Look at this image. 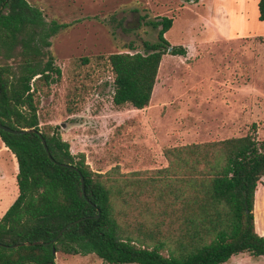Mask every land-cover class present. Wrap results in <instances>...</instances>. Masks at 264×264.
<instances>
[{"label": "trees", "instance_id": "1", "mask_svg": "<svg viewBox=\"0 0 264 264\" xmlns=\"http://www.w3.org/2000/svg\"><path fill=\"white\" fill-rule=\"evenodd\" d=\"M258 11L264 22V0ZM173 23L169 17L147 21L158 30L156 42L145 41L143 53L131 45L109 56L117 107L148 108L163 57L187 54L166 39ZM66 27L49 23L28 0H0V124L29 130L17 135L0 129L19 170V196L0 220V264H57L53 249L94 254L106 264H225L245 253L264 258L254 215L264 140L248 134L170 147L165 168L101 174L84 153L71 152L59 127L42 129L38 93L62 78L50 48ZM38 132L56 162L77 170L52 162ZM83 218L55 244H37Z\"/></svg>", "mask_w": 264, "mask_h": 264}, {"label": "rangeland", "instance_id": "2", "mask_svg": "<svg viewBox=\"0 0 264 264\" xmlns=\"http://www.w3.org/2000/svg\"><path fill=\"white\" fill-rule=\"evenodd\" d=\"M259 1L241 7L225 0H28L49 23L67 25L50 48L62 78L38 93L42 129L59 127L71 152L84 153L101 174L113 168L124 174L165 168L164 150L170 147L248 134L264 140ZM162 17L174 20L166 39L187 54L163 57L148 108L117 107L108 58L131 45L143 53V43L156 42L158 35L146 22ZM223 80L237 88H223ZM254 215L255 230L264 236V178ZM56 263L106 264L94 254L63 253ZM225 264H264V258L245 253Z\"/></svg>", "mask_w": 264, "mask_h": 264}, {"label": "crops", "instance_id": "3", "mask_svg": "<svg viewBox=\"0 0 264 264\" xmlns=\"http://www.w3.org/2000/svg\"><path fill=\"white\" fill-rule=\"evenodd\" d=\"M220 1H224V0H220ZM225 1L226 3L228 2L236 3L237 6L239 5L242 7L245 2H249L250 0H225ZM218 6H220L221 8L223 7L225 8V6L222 4H219ZM230 6L233 7L234 5L233 4L226 5V7H230ZM222 85H223L222 87L223 88L225 87V89H228V87L237 88V86H234V83H226L225 80L222 81ZM18 171H19L18 162L15 155L5 146L3 142H1L0 143V190H1L0 210H2L3 208L5 209L0 212V220L19 196V188L17 185ZM7 201H9V204L7 203ZM6 203L8 205H6Z\"/></svg>", "mask_w": 264, "mask_h": 264}, {"label": "water", "instance_id": "4", "mask_svg": "<svg viewBox=\"0 0 264 264\" xmlns=\"http://www.w3.org/2000/svg\"><path fill=\"white\" fill-rule=\"evenodd\" d=\"M0 129L3 130V131H5V132H7V133L17 134V135H19V134H24V133H26V132H29V130H14V129H11V128H9V127H7V126H5V125H2V124H0ZM30 131H31V132H36L35 130H30ZM38 135L40 136V138H41V140H42V144H43V146H44V148H45V150H46V152H47V154H48V156H49V158L51 159L52 162H54L55 164L60 165V166H62V167H65V168H72V169H74V170H77V168L74 167V166L67 165V164H61V163H59V162H56V161L52 158V156H51V154H50V151H49V148H48V146H47L46 140L44 139V137H43V135L41 134V132H38ZM81 182H82V191H83L84 196H85V187H84V179H83V176H81ZM88 202L91 203L90 201H88ZM98 217H99V215L96 216V218H98ZM84 220H85V218L80 219V220H77V221L72 222V223H69L67 226H65V227L59 232V234H58V235H57V236H56L51 242H49V243L38 242L37 244H40V245H53V244H55V243H56V242H57V241L63 236V234H64L69 228H71L72 226H74V225H76V224H78L79 222L84 221ZM25 245H27V246H31V245H34V244L26 243ZM21 246H23V244H19V245H16V246H12L11 248H18V247H21ZM53 253H54L55 255H57V252H56L55 249H53Z\"/></svg>", "mask_w": 264, "mask_h": 264}]
</instances>
